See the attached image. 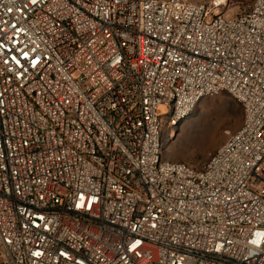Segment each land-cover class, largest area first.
<instances>
[{
	"label": "built area",
	"instance_id": "obj_1",
	"mask_svg": "<svg viewBox=\"0 0 264 264\" xmlns=\"http://www.w3.org/2000/svg\"><path fill=\"white\" fill-rule=\"evenodd\" d=\"M226 4L0 0V264H264V0ZM222 92L239 130L166 158L160 106Z\"/></svg>",
	"mask_w": 264,
	"mask_h": 264
},
{
	"label": "rangeland",
	"instance_id": "obj_2",
	"mask_svg": "<svg viewBox=\"0 0 264 264\" xmlns=\"http://www.w3.org/2000/svg\"><path fill=\"white\" fill-rule=\"evenodd\" d=\"M199 1L210 3L213 0ZM254 1L227 0V4L219 10L227 15H236L247 11ZM160 109L163 113L164 156L199 169L230 135L239 130L244 117L241 103L226 92L204 97L192 115L175 127L170 126L166 120V106L161 105Z\"/></svg>",
	"mask_w": 264,
	"mask_h": 264
}]
</instances>
